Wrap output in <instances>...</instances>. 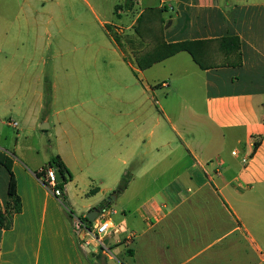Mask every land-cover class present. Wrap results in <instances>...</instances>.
I'll use <instances>...</instances> for the list:
<instances>
[{
	"label": "crops",
	"instance_id": "obj_1",
	"mask_svg": "<svg viewBox=\"0 0 264 264\" xmlns=\"http://www.w3.org/2000/svg\"><path fill=\"white\" fill-rule=\"evenodd\" d=\"M147 1L132 20L135 7L117 11L122 48L118 75L106 78V111L92 95V68L77 55L57 62L64 52L48 54L43 36L20 53L28 64L15 65L23 33L39 29L26 14L0 18V153L22 201L11 228L0 227V264H96L74 223L104 201L119 229L107 239L116 258L103 264L261 263L264 0ZM150 8L162 11L165 41L193 43L203 67L186 51L147 70L129 62L143 50L133 26ZM233 37L241 59L218 42ZM115 102L135 113L111 111ZM56 156L72 174L61 200L38 176ZM9 180L0 164L4 207Z\"/></svg>",
	"mask_w": 264,
	"mask_h": 264
},
{
	"label": "rangeland",
	"instance_id": "obj_2",
	"mask_svg": "<svg viewBox=\"0 0 264 264\" xmlns=\"http://www.w3.org/2000/svg\"><path fill=\"white\" fill-rule=\"evenodd\" d=\"M21 1L0 0V18L16 19L26 14L32 22H35L32 27L39 29V35L23 33L25 36L21 42L25 44V47L21 50L17 48V45L14 49L13 63L27 65L29 60L22 62L20 53L23 50L32 53L38 36H43L40 44L46 45L48 40V44L51 45L48 54H55L60 49L64 52L57 62L65 63L70 57L77 55V63L86 62L92 68L96 79V87L92 95L101 106L105 107L106 111V78L119 73L115 47L116 40L122 42L117 26H120L123 21L119 19L116 7H119V10L123 9L126 13V9L129 10L127 0H31V7L25 8L24 11L20 7ZM147 4V0H136L134 13L130 15L131 20ZM1 27L0 34L4 32L7 25L0 24ZM46 29L52 33L50 39L44 35ZM133 33L135 34L134 30ZM51 57L50 55L46 58L47 69L55 62H52ZM129 62L138 68L135 57H130ZM109 105H107L108 108H110ZM114 105H111V111L124 114L135 113L134 108L126 104L115 102ZM109 209L112 208L109 207ZM111 264L123 263L116 261Z\"/></svg>",
	"mask_w": 264,
	"mask_h": 264
},
{
	"label": "trees",
	"instance_id": "obj_3",
	"mask_svg": "<svg viewBox=\"0 0 264 264\" xmlns=\"http://www.w3.org/2000/svg\"><path fill=\"white\" fill-rule=\"evenodd\" d=\"M128 2V9L132 10L135 6V2ZM116 10H119V7H116ZM135 34L138 41L143 46V50L138 53L136 56L137 66L141 70H147L153 65L160 63L180 52L186 51L189 52L194 60L201 66L200 60L198 59L197 53L193 49V43L183 42L176 44H168L164 39V20L162 17V11L155 9H146L144 10L136 20L135 25L133 26ZM221 43L223 50L236 52L239 59H241L240 53V40L237 37L226 38L218 40ZM117 45L122 48V43L117 42ZM228 43V46H224ZM145 47V48H144ZM227 64V63H226ZM0 164L4 165L10 175L9 188H8V199L5 207L0 211V227L9 229L13 224L14 216L22 211V201L17 192V184L12 173V160L6 155L0 153ZM48 167H53L56 169L57 177V186L60 189H64L65 185L72 178V174L65 166L63 161L59 156L53 157L50 161ZM47 168V167H46ZM46 170V169H45ZM45 170L38 174L39 177L43 178L45 175ZM128 185L127 178H124L117 189L116 193H120L126 189ZM108 206V201H104L99 205V209L105 208ZM80 221L84 223H90L86 217H80ZM97 263L103 264L101 261L100 255H95Z\"/></svg>",
	"mask_w": 264,
	"mask_h": 264
},
{
	"label": "built area",
	"instance_id": "obj_4",
	"mask_svg": "<svg viewBox=\"0 0 264 264\" xmlns=\"http://www.w3.org/2000/svg\"><path fill=\"white\" fill-rule=\"evenodd\" d=\"M13 125L18 126L17 123H14ZM233 154L236 155L235 152ZM243 161L246 162L247 159H244ZM42 181L56 198L60 200L63 198V190L57 186L58 182L55 168L47 167ZM3 209L4 206L0 202V211ZM100 210L99 216L93 223H84L79 219H76L74 223V230L80 239L83 249H89L96 255H100L103 261L108 259L113 260L116 257L111 246L107 243V239L114 233H118L119 227H117L113 221V215L116 214V212L113 209H109L108 206ZM134 238L135 235L133 233H129L127 240L129 243H132ZM260 264H264V257L262 258Z\"/></svg>",
	"mask_w": 264,
	"mask_h": 264
},
{
	"label": "water",
	"instance_id": "obj_5",
	"mask_svg": "<svg viewBox=\"0 0 264 264\" xmlns=\"http://www.w3.org/2000/svg\"><path fill=\"white\" fill-rule=\"evenodd\" d=\"M130 2H134L136 0H129ZM113 198L115 199V195H113ZM100 209L96 208L94 210H92L87 216L86 218L90 221V222H94L96 220V218L99 216L100 214ZM87 251H90L89 249H87Z\"/></svg>",
	"mask_w": 264,
	"mask_h": 264
}]
</instances>
